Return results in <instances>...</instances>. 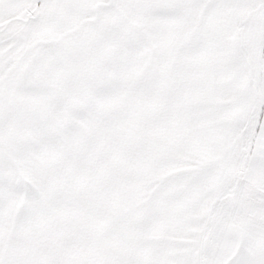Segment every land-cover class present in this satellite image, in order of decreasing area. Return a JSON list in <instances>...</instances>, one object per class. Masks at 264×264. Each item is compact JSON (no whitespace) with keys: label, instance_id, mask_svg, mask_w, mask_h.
Instances as JSON below:
<instances>
[{"label":"snow or ice","instance_id":"snow-or-ice-1","mask_svg":"<svg viewBox=\"0 0 264 264\" xmlns=\"http://www.w3.org/2000/svg\"><path fill=\"white\" fill-rule=\"evenodd\" d=\"M0 264H264V0H0Z\"/></svg>","mask_w":264,"mask_h":264}]
</instances>
